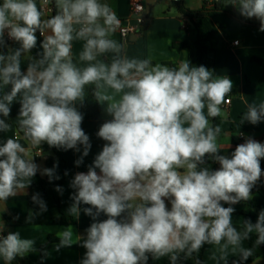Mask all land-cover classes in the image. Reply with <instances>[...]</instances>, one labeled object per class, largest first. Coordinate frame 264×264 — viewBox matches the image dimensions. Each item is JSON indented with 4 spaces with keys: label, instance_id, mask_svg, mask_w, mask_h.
Segmentation results:
<instances>
[{
    "label": "clouds",
    "instance_id": "9594fccd",
    "mask_svg": "<svg viewBox=\"0 0 264 264\" xmlns=\"http://www.w3.org/2000/svg\"><path fill=\"white\" fill-rule=\"evenodd\" d=\"M53 4L55 14L47 18L36 0L0 4V47L5 31L20 44L7 55L0 52V117H9L10 105L19 97L18 127L32 148L41 142L64 149L79 144L87 156L89 136L75 104L84 99L86 86L97 102L106 104L112 119L100 126L97 136L107 143L88 172L77 173L71 182L77 189L73 215L83 203L90 206L84 212L94 221L101 213L107 217L93 222L86 238L78 237L86 249L81 264H146L148 254L178 264L182 254L191 258L204 244L218 246L222 260L229 248L239 250L240 261L234 264H243L254 248L264 245V211L255 223L244 221L238 229L232 221L234 208L221 202L251 199L262 175L264 144L249 138L230 158L218 154L222 129L209 117L221 115L232 81L214 77L205 66L192 67L188 60L169 66L151 58H129L125 45L112 38L120 21L103 0ZM225 4L245 18L255 17L264 32V0ZM37 31L43 51L33 59L27 54L37 45ZM77 40L84 42L78 60L72 52ZM22 54L30 61L26 72L21 70ZM242 119L253 125L264 120V102L249 104ZM9 128L0 118V132ZM206 155L220 164L218 170L199 167ZM32 157L18 138L0 145V202L23 192L36 175ZM44 173L51 177L52 170ZM32 200L46 211L39 194ZM253 233L252 247H243ZM71 238L68 230L61 232L56 250L70 247ZM33 245L34 240L9 232L0 236V258L11 264L34 250Z\"/></svg>",
    "mask_w": 264,
    "mask_h": 264
},
{
    "label": "crops",
    "instance_id": "0c3cea01",
    "mask_svg": "<svg viewBox=\"0 0 264 264\" xmlns=\"http://www.w3.org/2000/svg\"><path fill=\"white\" fill-rule=\"evenodd\" d=\"M133 1H139L143 6V13L148 18L147 26L142 35L130 36L126 41H122L117 33L112 38L123 43L129 58L147 59L151 58L153 63H163L167 65H177L181 60H188L190 66L198 67L195 57L189 59L186 51L179 49L184 42L191 43L195 39V30L191 23L180 14L177 3L170 0H103L110 4L119 21H124L129 17L130 7ZM54 8L53 0H50ZM226 0H180V4L188 11H200L203 8H212L217 5L223 12L216 14L212 20L218 24L220 42L216 45L217 53H210L206 56V66L216 78L227 77L232 81V89L229 96V104L221 105V115L216 117L222 132L218 143L222 145L219 155L231 157L235 147L251 138L264 144V120L253 125L247 120L242 119L247 112L249 104H259L264 102V32L259 30L260 22L255 17L245 18L241 16L237 8L231 4H225ZM40 8V0H36ZM45 15V18L51 16ZM184 23L186 24L185 27ZM5 31L3 44L5 55L14 52L20 44L14 40H6ZM37 36V34H36ZM43 39L37 36V45L27 56L39 59L42 53L41 47ZM237 42V44H234ZM83 41L73 42V57L79 59V54L83 48ZM26 55L22 54L21 70L26 72L30 62ZM105 59V57H101ZM111 59V54L107 56ZM261 61V62H260ZM5 89L4 91H7ZM19 97L10 105L11 112L9 117H0L10 125L6 132H0V145L8 139L14 138L19 130L18 121L20 111ZM75 107L78 111L77 104ZM106 104L100 103V119L97 121H86L83 118L81 127L89 136L91 145L88 155L84 156V146L77 145L73 149L60 148L63 162H51L48 160L53 157L50 150H43L41 147L47 142H41L39 147L32 148L22 135L17 137L19 142L29 149V155L33 156L32 161L38 166L36 175L41 178L48 176L44 173L45 169L52 170V178L62 179L63 182L59 191L50 186L46 195H39V199L46 205V211H41L39 205L34 203L32 196L34 184L32 179L23 192L9 197L6 202H0V220L3 221L6 235L9 232L20 234L22 239L34 240L32 251L22 257V264H81L85 256L86 249L82 247V240L77 241L78 237L86 238L87 229L93 222L102 221L107 217L101 213L94 221L93 217L85 214L84 209L90 207L83 203L79 206L78 215H73L70 208L74 204L73 196L77 189L71 187V182L77 173H87L89 168L94 165L95 157L102 151L106 141L97 136L100 126L112 119L106 112ZM207 115V108H205ZM211 123L213 118L209 117ZM244 135V140L239 139V135ZM36 149L41 150L37 155ZM80 161L79 163H77ZM262 175L251 189V199L241 200L236 204L221 202L224 207L234 208L232 221L238 229L244 221L250 220L255 223L261 211H264V198L258 193V188L264 186V158L260 160ZM200 168L207 167L209 170H218L220 164L211 157H205V163L199 165ZM100 174L99 169H96ZM27 183V181H26ZM54 196L58 197L60 209L54 204ZM260 200L258 207H251L245 201ZM168 208L171 203L166 199ZM94 211V210H93ZM248 213V214H246ZM122 218V217H121ZM64 230L72 233V245L61 247L59 251L56 246L60 242H50L49 236L59 239V235ZM243 247H247L246 241ZM41 248H44L41 252ZM221 253L218 246L206 244L204 254L200 264H226L227 261L240 258L239 250L235 252L231 248L227 251L224 259H220ZM169 257L155 259L148 254L146 264H170ZM197 261L185 259L183 254L178 264H197ZM0 264H4L0 258ZM252 264H264V256L256 259Z\"/></svg>",
    "mask_w": 264,
    "mask_h": 264
},
{
    "label": "trees",
    "instance_id": "16d2710c",
    "mask_svg": "<svg viewBox=\"0 0 264 264\" xmlns=\"http://www.w3.org/2000/svg\"><path fill=\"white\" fill-rule=\"evenodd\" d=\"M2 3L3 0H0V4ZM176 5L180 14L183 15L191 23L193 29L195 30V39L193 40V42H184L180 45L179 49L186 51L189 59L195 57L198 67L205 66L207 68L206 56L212 52H218V49H216V45L221 40L219 26L212 20V18L220 12L224 13V11H222L217 5H214L212 8H203L200 11H188L183 8L180 3H177ZM54 14L55 9L52 7V15ZM36 34L38 36V31ZM2 47H0V52L2 51ZM261 65L262 67H264V62H261ZM170 66L176 65L172 64ZM262 79H264V77H262ZM76 104L80 112L83 114L84 120L97 121L100 119V103L95 100L92 94L91 86H86L84 99L82 101H77ZM213 121V124L219 125L217 118H214ZM41 149L50 150L52 152L53 157L48 160V163L63 162L60 154V147L49 146L48 144H45L41 147ZM31 179L34 184V193L39 195H46L50 186H53L56 191H59L57 189H60L61 184L63 182L62 179H55L50 177L49 175L45 178H41L38 175H35ZM258 193L262 198H264V186L258 188ZM245 202L251 207H258L261 204V201L257 199ZM54 204L58 209H60L58 197L54 196ZM2 236L6 237L7 235L3 233ZM255 239V233L251 234V239L246 241L247 247H252ZM48 240L50 242H60L59 239L53 236H49ZM205 246L206 244L201 247L198 253H194L190 260H200L204 254ZM40 250L41 252H43L44 248H41ZM261 256H264V245H260L254 248L253 255L250 256L247 261H244L243 264H252L256 259ZM239 261L240 258L227 261L226 264H234V262ZM22 262V257L17 256L11 262V264H22Z\"/></svg>",
    "mask_w": 264,
    "mask_h": 264
},
{
    "label": "built area",
    "instance_id": "2783aa9c",
    "mask_svg": "<svg viewBox=\"0 0 264 264\" xmlns=\"http://www.w3.org/2000/svg\"><path fill=\"white\" fill-rule=\"evenodd\" d=\"M170 1L174 3L180 2V0H170ZM40 9L44 12L45 15L47 14L49 15L50 13H52V5L50 0L47 5H44L43 0H40ZM147 23H148V18L143 13L142 4L139 1H133L131 3L129 17L124 21H120V26L115 33L118 34V36L122 41H126L130 36L142 35L147 26ZM185 26L186 24L184 23L183 27ZM38 37L40 39H43V37L40 36L39 31H38ZM6 40L8 41L12 40L11 38L8 37L7 33H6ZM234 44H237V42H235ZM224 104H229V99H226V102ZM20 135L23 136V133L20 130H18L14 135V138H17ZM239 139L244 140V135L240 134ZM35 153L39 155L41 153V150L36 149ZM0 236H2V233H0Z\"/></svg>",
    "mask_w": 264,
    "mask_h": 264
},
{
    "label": "water",
    "instance_id": "95a60500",
    "mask_svg": "<svg viewBox=\"0 0 264 264\" xmlns=\"http://www.w3.org/2000/svg\"><path fill=\"white\" fill-rule=\"evenodd\" d=\"M4 45H5V47H6V45H7V42L5 41L4 42ZM5 53V50H3V54Z\"/></svg>",
    "mask_w": 264,
    "mask_h": 264
}]
</instances>
